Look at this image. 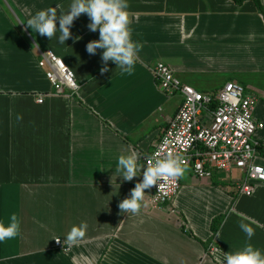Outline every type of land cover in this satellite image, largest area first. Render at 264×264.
<instances>
[{"label": "crops", "instance_id": "crops-1", "mask_svg": "<svg viewBox=\"0 0 264 264\" xmlns=\"http://www.w3.org/2000/svg\"><path fill=\"white\" fill-rule=\"evenodd\" d=\"M70 3L0 0V221L13 213L20 221V234L0 244V264H215L221 252L246 244L264 252V183L243 196L233 172L198 178L187 169L170 205L153 208L146 189L147 206L134 215L119 203L143 169L131 182L113 174L122 154L134 151L144 164L180 105L153 78L157 63L202 94L232 82L264 101V15L255 2L129 0L133 39L143 45L131 76L112 62L101 74L102 50L86 51L99 31H89L84 14L71 27L80 39L63 45L26 26L36 12L57 4L66 12ZM47 51L74 73L76 95L55 94L39 66ZM256 108L264 124V103ZM263 133L256 134L262 166ZM242 217L254 229L251 240L239 228ZM81 224L84 236L69 246L64 239ZM55 239L68 252L56 250Z\"/></svg>", "mask_w": 264, "mask_h": 264}, {"label": "built area", "instance_id": "built-area-1", "mask_svg": "<svg viewBox=\"0 0 264 264\" xmlns=\"http://www.w3.org/2000/svg\"><path fill=\"white\" fill-rule=\"evenodd\" d=\"M41 58L39 66L47 68L46 78L55 94L76 95L79 86L68 66L51 51L41 54ZM150 71L165 95L180 97V105L144 164L154 165L156 160L172 156L198 178H210L213 171H239L242 177L237 192L253 195L256 185L264 183V166L257 163L261 144L256 134L264 129L254 117L257 100L232 82L215 93L202 94L182 83L162 63ZM42 102L40 96L37 103ZM178 191L179 179H165L159 189L152 186L150 205L162 209L171 204ZM54 248L64 253L69 250L61 239L54 240Z\"/></svg>", "mask_w": 264, "mask_h": 264}, {"label": "clouds", "instance_id": "clouds-1", "mask_svg": "<svg viewBox=\"0 0 264 264\" xmlns=\"http://www.w3.org/2000/svg\"><path fill=\"white\" fill-rule=\"evenodd\" d=\"M129 6V0H71L66 12L59 4L56 7L51 6L31 15L27 19L26 26L32 30V33H38L49 40L56 36L58 43L63 45L73 38L71 27L74 21L84 14L89 20L87 25L89 31H99V38L90 41L86 45V51L90 55H95L98 50H102L100 52L103 65L100 69L101 74L110 70L108 64L112 62L120 75L131 76L135 71L138 54L143 45L133 39ZM73 39L74 41L79 40L80 37ZM142 169V180L131 189L129 197L119 203L122 213L138 214L142 207L147 206L146 189H151L154 185H157L159 189L165 179L182 178L187 171L172 156L158 159L154 165L141 164L139 155L133 151L118 157L113 174H115V179L122 178L120 183L131 182L135 177L141 176ZM120 183L116 182L119 188ZM245 219L241 218L239 228L247 239L251 240L255 232L250 223L245 222ZM83 228L84 225L81 224L73 226L69 231L64 239L69 246L76 245L84 236ZM19 234L20 221L15 213L10 216L7 224L0 221V244L16 238ZM215 264H264V252L246 244L235 252H221L215 257Z\"/></svg>", "mask_w": 264, "mask_h": 264}, {"label": "rangeland", "instance_id": "rangeland-1", "mask_svg": "<svg viewBox=\"0 0 264 264\" xmlns=\"http://www.w3.org/2000/svg\"><path fill=\"white\" fill-rule=\"evenodd\" d=\"M258 3L260 4L259 0H258ZM260 6H261V4H260ZM261 8H262V6H261ZM262 9H263V8H262ZM241 87L243 88V86H241ZM194 89L197 91V88H194ZM243 89H245V88H243ZM218 90H219V89H218ZM218 90H217V91H218ZM215 92H216V91H215ZM215 92H214L213 90H209V92H207V93H209V94L211 93V94H212V93H215ZM254 95H256V94H254ZM254 95H252V97H253ZM254 97H256V96H254ZM261 99H262V98H261ZM172 100H173L174 102L177 101L175 98L172 99ZM259 100H260V99H259ZM263 103H264L263 99L260 100V105L257 104V108H256V109H257V110H259V108L261 109L262 106H263ZM263 135H264V133L262 134V136H263ZM261 160H262V159H260V160L258 159V160H257V163L260 164V165H262ZM218 172H219V171H218ZM221 172H222V171H221ZM220 174H222V175H226L225 173H220ZM227 174H228V173H227ZM226 176H228V175H226ZM232 176H233V177H231L232 180L235 179L236 181H238V180L240 181V179H241V177L239 176V174H238L237 171H236V172H233V173H232Z\"/></svg>", "mask_w": 264, "mask_h": 264}, {"label": "trees", "instance_id": "trees-1", "mask_svg": "<svg viewBox=\"0 0 264 264\" xmlns=\"http://www.w3.org/2000/svg\"><path fill=\"white\" fill-rule=\"evenodd\" d=\"M244 1H246V0H232V2L235 3L236 5H241V4H243ZM253 1H254L255 4H256V7H257V9H258V12H259L260 14L264 15V11H263V9L261 8V6H260V4L258 3V1H257V0H253ZM219 222H220V220L217 221V222H215V224L218 225ZM217 223H218V224H217Z\"/></svg>", "mask_w": 264, "mask_h": 264}]
</instances>
